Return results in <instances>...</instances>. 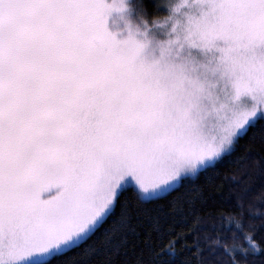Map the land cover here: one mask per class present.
<instances>
[{
    "label": "snow or ice",
    "instance_id": "snow-or-ice-1",
    "mask_svg": "<svg viewBox=\"0 0 264 264\" xmlns=\"http://www.w3.org/2000/svg\"><path fill=\"white\" fill-rule=\"evenodd\" d=\"M0 264H264V0H0Z\"/></svg>",
    "mask_w": 264,
    "mask_h": 264
},
{
    "label": "rangeland",
    "instance_id": "rangeland-1",
    "mask_svg": "<svg viewBox=\"0 0 264 264\" xmlns=\"http://www.w3.org/2000/svg\"><path fill=\"white\" fill-rule=\"evenodd\" d=\"M117 23H119V22H117Z\"/></svg>",
    "mask_w": 264,
    "mask_h": 264
}]
</instances>
